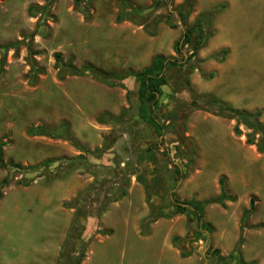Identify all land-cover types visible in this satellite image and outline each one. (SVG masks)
Segmentation results:
<instances>
[{"label":"rangeland","instance_id":"1","mask_svg":"<svg viewBox=\"0 0 264 264\" xmlns=\"http://www.w3.org/2000/svg\"><path fill=\"white\" fill-rule=\"evenodd\" d=\"M127 1L137 8L132 11L135 18L152 24L154 35L144 30V24L116 21L120 0H89L86 19L73 0H0V46L11 44L3 57L0 52L2 158L21 165V169L0 167V182L7 179L0 186V264H56L60 251L52 260L41 256L47 243L46 218L61 217L59 210L69 209L63 203L78 196V208L70 210L84 220L101 202L102 193L97 192H104L106 207L126 187L129 175L139 174L148 181L155 169L157 185L149 189V197L168 213L173 198L184 201L175 194L183 178L176 180L173 165L186 171L185 177L200 173L202 190L208 193L213 191L210 180L218 183L222 176L233 201L248 207L252 197L255 224L264 222V151L246 142L251 130L244 124L235 133V118L194 108L184 91L189 85L236 110L256 113L264 124V0H192L187 25L198 14L213 10L206 39L195 55L166 72L156 110L158 121L165 125L161 136L137 116V83L132 76L122 80L124 87L91 75L57 76L62 65H57L56 54L62 63L70 61L76 68L90 63L120 74L142 69L157 53L180 58L174 44L185 27L175 10L183 9L184 0ZM31 7L43 8L31 15ZM126 10L130 11L127 6ZM189 50L184 46L182 55L186 57ZM62 122L69 125L78 147L62 137L26 132L37 124L52 127ZM253 138L257 141L259 135ZM112 140L110 147L103 146ZM147 146L156 162L144 159L137 165ZM45 160L51 162L42 165ZM208 215L212 221L221 218L217 208H209ZM247 219L246 227L253 226ZM29 224L30 230L21 232ZM260 233L248 237L252 247L244 254L252 257L257 251V264L264 263L262 227ZM201 244L206 252L207 240ZM73 258L69 252L61 264ZM205 259V264H217L215 254Z\"/></svg>","mask_w":264,"mask_h":264},{"label":"trees","instance_id":"2","mask_svg":"<svg viewBox=\"0 0 264 264\" xmlns=\"http://www.w3.org/2000/svg\"><path fill=\"white\" fill-rule=\"evenodd\" d=\"M75 7L78 12H80L84 18H88L90 14V7H89V0H73ZM170 2L171 0H165ZM120 11L116 15V21H121L124 19H129L135 24H144V30L149 33V35H154V29L150 26L152 24H145L143 19L135 18L133 16L132 11H136L137 8L130 5L127 0H120ZM192 0H184L183 2V9L175 10V14L177 19L180 21L182 25H184V31L174 44V50L180 54V58L174 57H166L162 53H157L151 57L149 64L143 67L140 70L132 71L127 70L124 74H120L119 72H106L103 71L90 63H84L81 65L80 68H76L70 64V61L66 63H62L56 54L55 57L57 58V65H62V68L59 69L57 72L58 78L62 79L66 75H91L98 81H102L108 85H120L124 87V83L122 82L123 79L132 76L137 83L136 93L138 98V107H137V116L138 118L148 124L152 130L158 135L161 136L163 130L165 129V125L160 124L156 116V110L159 107V97L162 94V86L166 84V72L172 66H181L188 62L196 53L197 49L203 44L207 36V28L208 22L211 18V13L213 8L208 10L205 13L198 14L191 25H187L186 23V16L190 11L192 6ZM127 8L130 9L129 12L126 10ZM43 8V7H42ZM42 8L31 7L29 8L31 15H35L37 12L42 11ZM172 13L168 12V17L171 18ZM167 19V18H166ZM170 26L173 27L174 25L170 22ZM11 44H4L0 46V52L4 54V51L10 47ZM184 46L189 47V53L186 57L182 55V49ZM213 58L219 59V56L213 55ZM188 95V102L194 108H200L213 114L220 115L226 118H235V126L233 128L235 133H240L239 124H244L247 128L251 130V132L247 135L246 142L255 144L257 150L264 151V124H262L258 120V115L256 113H249L246 111H239L225 102L212 97L210 94L203 93L198 94L196 93L189 85L186 86L184 89ZM110 119L115 120L117 118L111 117ZM28 135H41L47 137H62L66 140H69L73 145L77 146L76 141L72 138L71 133L69 131V125L66 122H62L57 126L46 127L42 125H34L29 127L26 130ZM258 134L259 138L255 141L254 135ZM113 142H104L103 146L105 148L110 147L111 143ZM78 147V146H77ZM148 160L151 163H155V157L151 150L150 146H147L143 149L141 154L137 157V165L142 160ZM51 162L49 160H45L42 162V165H48ZM174 166V173L176 175V180L184 178L186 175L185 172H181L180 168L177 165ZM0 167L6 169H21V165L19 163H14L12 161H4L2 158V144L0 142ZM188 171V168H187ZM155 169L151 170L150 179L147 181L146 179L142 178L139 174L136 175V180L140 182L146 191V199L149 205V213L148 215L142 220L140 224V231L141 233H146L148 225L155 221L159 217H169L175 213H191L195 219V228L191 230V232H187L183 238H179L177 236H173L172 240L173 243L178 247L180 250V254L182 256H187L191 253V244L198 240H207V248L205 252V257L209 254L216 255V263L217 264H229L230 259L233 253L229 254L228 256L224 257L219 254L218 249H213L209 242V235L211 233V225L207 222L202 220V213L203 209L207 204L210 203H219L220 205L224 206L225 200L233 201L234 197L230 196L227 193L226 186L224 185V178L221 176L218 179L219 184V194L215 197L204 199V200H184L178 201L173 198L172 201V209L168 213H162L160 211L159 206H155L150 201L149 197V189L154 190L157 183H156V176H155ZM7 179H3L0 182L5 183ZM120 192L117 194L116 198L120 197L123 192L124 188H120ZM101 194L98 198V201H101L99 204H95L92 208L90 213H88L84 220H81L77 211L74 212L69 228L67 230L65 239L62 243L60 249V255L57 259L56 264H61L64 260V256L74 254L73 260H70L68 264H79L84 256V250L87 244V240L91 235L94 233H101L102 230L97 228V219L99 214L105 209V203L108 201L103 191H98L96 195ZM78 196H75L72 200L63 203L64 207L68 208H78ZM254 210V201L253 198H249L248 208L243 210L241 216V223H240V235L236 242L234 252H238L240 245L242 244V230L246 227L245 222L248 218L249 214ZM251 227H262L264 228V222L255 224ZM108 232V230L106 231ZM184 241L181 247L178 246L180 241ZM236 264H255L254 261H244L239 259Z\"/></svg>","mask_w":264,"mask_h":264},{"label":"crops","instance_id":"3","mask_svg":"<svg viewBox=\"0 0 264 264\" xmlns=\"http://www.w3.org/2000/svg\"><path fill=\"white\" fill-rule=\"evenodd\" d=\"M199 174L191 173L182 179L181 184L175 190L178 199L204 200L219 194V184L213 179L210 180L213 183L211 186L213 191L208 193L207 190H202ZM67 191V189L62 191V199L66 197ZM150 201L152 200L150 199ZM207 205L203 209L202 220L211 225L212 230L209 239L212 248L218 249L219 254L224 257L233 253L229 264H236L239 259L246 262L255 261V264H257V251L252 257H245L244 254L247 253L250 246L247 245L248 237L261 234V227H244L242 230V244L238 252H234L240 235L242 212L248 207L230 200H225L224 206L219 203H210V207ZM209 208H217L221 218L212 221V218L208 215ZM59 211L61 217L54 218L50 216L46 218L49 219L48 224L44 225L46 226L45 242L47 243L41 249L43 254L41 256L47 257L49 260H52V257L54 258L57 252L60 251L73 215L70 208H61ZM148 213L149 205L145 188L135 179V176L129 175L123 194L116 199L112 198L99 214L97 228L103 232L94 233L89 237L84 256L79 264L206 263L201 239L191 244L192 251L187 256L180 254V250L172 240L173 236L183 238L187 232H191L195 228V221H189L184 213H175L169 217L157 218L148 225L146 233H141L140 224ZM254 220L252 211L248 216L247 224L255 225ZM260 222L259 220L257 223ZM29 230L30 224L21 232ZM107 230L108 232H106ZM222 241L229 243L223 246L220 243ZM251 249L253 250V248ZM91 256L93 260H91ZM21 262H23L22 259Z\"/></svg>","mask_w":264,"mask_h":264},{"label":"water","instance_id":"4","mask_svg":"<svg viewBox=\"0 0 264 264\" xmlns=\"http://www.w3.org/2000/svg\"><path fill=\"white\" fill-rule=\"evenodd\" d=\"M188 216L192 218L193 217V214L189 213Z\"/></svg>","mask_w":264,"mask_h":264}]
</instances>
